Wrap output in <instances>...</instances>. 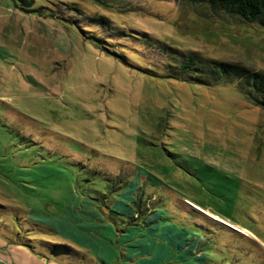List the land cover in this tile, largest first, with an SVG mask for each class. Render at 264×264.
<instances>
[{"label":"rangeland","instance_id":"374dc122","mask_svg":"<svg viewBox=\"0 0 264 264\" xmlns=\"http://www.w3.org/2000/svg\"><path fill=\"white\" fill-rule=\"evenodd\" d=\"M35 1L0 0V261L121 264L141 230L158 264L163 238L183 264H264V109L174 67L264 72V28L185 0Z\"/></svg>","mask_w":264,"mask_h":264},{"label":"trees","instance_id":"16d2710c","mask_svg":"<svg viewBox=\"0 0 264 264\" xmlns=\"http://www.w3.org/2000/svg\"><path fill=\"white\" fill-rule=\"evenodd\" d=\"M21 3V10L24 12H38L43 7L35 8V0H19ZM41 1V2H40ZM40 3L47 6L44 0H40ZM63 1V0H61ZM93 3L99 4L100 6L105 7L107 3L105 0H90ZM177 1V0H174ZM193 6H204L215 13H224L236 17L237 19L248 23L257 25L264 28V0H185ZM44 9V8H43ZM51 17H56L57 15L53 14L54 12L50 10ZM57 18V17H56ZM100 21L104 24V18H100ZM175 53V52H174ZM179 56V60L174 61V67L178 73L183 76L190 78V74H194L196 77L195 81L199 84L208 85V83H220L224 79L230 81H236L240 89L247 96V99L250 103L256 107L264 109V72L255 71L246 68L243 65L237 63L221 62L216 60H204L201 57H198L195 54H182L175 53ZM193 77V80H194ZM206 78V79H204ZM208 78H211V81H208ZM124 184V189L127 185ZM123 191L121 193H123ZM120 193V196H121ZM120 196L113 197L112 205L115 204ZM139 194L136 196L135 207H140V197ZM117 197V199H116ZM130 222V220H129ZM128 226H136L137 224H130ZM144 222V221H143ZM142 226V225H141ZM200 229V228H199ZM201 230V229H200ZM203 231L201 230L202 234ZM182 241V240H181Z\"/></svg>","mask_w":264,"mask_h":264},{"label":"crops","instance_id":"0c3cea01","mask_svg":"<svg viewBox=\"0 0 264 264\" xmlns=\"http://www.w3.org/2000/svg\"><path fill=\"white\" fill-rule=\"evenodd\" d=\"M80 231L84 232V230H80ZM140 233H142L141 230H139L136 233V235H133V237H131V239L129 240L130 242L128 243L129 247L125 246V251L128 250V253L122 254L121 257H119V261H118L119 263L121 264H158L156 259L153 257V253H152L153 246L151 244L154 242L152 240H150L149 242L140 241L139 239H142L145 237L142 235L137 236V234H140ZM162 241H165L164 242L165 245L159 247L162 253L160 254V257H163V255L164 256L170 255V258H168L170 260L172 259V253L176 252L177 256L174 255L173 260H171L172 261L171 263L175 264L178 261V264H183L187 262V258L185 257L183 252L179 251V247L174 239L163 238ZM113 255L114 256L111 255V257H114L115 259L118 260L117 253L115 251L113 252ZM180 260L184 262L181 263ZM0 264H4V263L0 261Z\"/></svg>","mask_w":264,"mask_h":264}]
</instances>
